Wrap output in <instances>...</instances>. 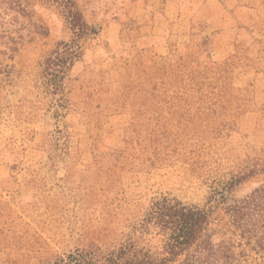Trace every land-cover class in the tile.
<instances>
[{"label":"rangeland","instance_id":"374dc122","mask_svg":"<svg viewBox=\"0 0 264 264\" xmlns=\"http://www.w3.org/2000/svg\"><path fill=\"white\" fill-rule=\"evenodd\" d=\"M73 1L95 33L61 109L43 61L71 39L62 8L0 0V264L112 246L153 197L202 207L263 166L264 0ZM189 253L264 264V172L226 194Z\"/></svg>","mask_w":264,"mask_h":264},{"label":"trees","instance_id":"16d2710c","mask_svg":"<svg viewBox=\"0 0 264 264\" xmlns=\"http://www.w3.org/2000/svg\"><path fill=\"white\" fill-rule=\"evenodd\" d=\"M53 1L62 8L72 36L69 41L58 42L45 57L43 72L51 93L57 95L58 108L64 109L68 102L63 82L95 30L85 22L73 0ZM262 165L256 172L250 170L220 181L202 207L170 195L155 196L140 218L126 223L120 239L112 246L91 244L75 248L51 255L41 264H172L181 256H184L181 264H191L190 249L205 235L215 208L239 182L258 171L264 172V162ZM233 213L236 217L238 211ZM241 227L244 229V225Z\"/></svg>","mask_w":264,"mask_h":264}]
</instances>
